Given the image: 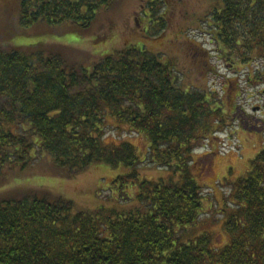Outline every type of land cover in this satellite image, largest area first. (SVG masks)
Returning <instances> with one entry per match:
<instances>
[{
	"label": "trees",
	"instance_id": "16d2710c",
	"mask_svg": "<svg viewBox=\"0 0 264 264\" xmlns=\"http://www.w3.org/2000/svg\"><path fill=\"white\" fill-rule=\"evenodd\" d=\"M117 1L18 0L17 26L88 29ZM210 1L197 21L206 25L218 57L245 68L247 84H264V0ZM146 11L157 27L153 35L165 34L168 2L147 0L141 19ZM192 45V54L207 61ZM225 103L209 88L179 79L173 62L135 45L87 69L64 52L0 44V191L35 163L61 179L97 166L123 167L129 173L113 185L133 202L76 210L71 201L35 188L1 200L0 264H264V147L245 176L213 182L229 186L217 199V228L199 235L192 228L202 206L196 182L202 166L193 155L234 121L236 105L232 111ZM107 131L143 138L145 153L127 140L106 144ZM146 160L163 173L140 176ZM129 186L132 198L124 193ZM215 233L227 245L216 244Z\"/></svg>",
	"mask_w": 264,
	"mask_h": 264
},
{
	"label": "rangeland",
	"instance_id": "374dc122",
	"mask_svg": "<svg viewBox=\"0 0 264 264\" xmlns=\"http://www.w3.org/2000/svg\"><path fill=\"white\" fill-rule=\"evenodd\" d=\"M165 1L170 8V13H167L169 28L165 34L154 36L157 27L150 20V12L146 11L141 19V10L146 7L147 0L113 2L110 7L97 13L88 29L66 24H40L27 30L17 26L18 0H0V44L42 46L48 52H64L68 59L78 61L87 69L92 62L112 51L135 45L157 55L163 62H173L179 79L187 85L216 92L217 97L226 100L228 110L231 108L233 111L236 105L232 115L234 121H228L209 144L200 145L193 155L196 167L202 166V174L196 177L201 187L202 206L198 222L192 227L194 234L199 235L209 226H212V230L217 228L214 222L219 218L216 214L217 199L225 198L229 192V186L222 187L219 183L245 176L250 170V161L264 147V84H247L245 68L231 67L218 57L206 25L197 21V17H203L210 9V0ZM192 22L198 25H191ZM192 42L205 53L207 61L200 57L201 54H192ZM230 85L232 90L229 89ZM236 96L239 98L235 99ZM120 139L136 145L142 155L145 153L146 141L134 134L107 131L104 136L106 144ZM138 168L140 176L147 179L163 173L147 160ZM127 173L129 170L123 167L110 169L97 166L74 179H61L43 174L40 165L35 163L10 177L4 190L0 191V201L14 198L25 189L35 188L47 189L71 201L76 210L127 207L133 202L121 198L118 188L113 185L117 176ZM213 182L219 183L213 187ZM124 193L132 198L134 188L129 186ZM214 239L218 245L225 241V237L216 233Z\"/></svg>",
	"mask_w": 264,
	"mask_h": 264
}]
</instances>
